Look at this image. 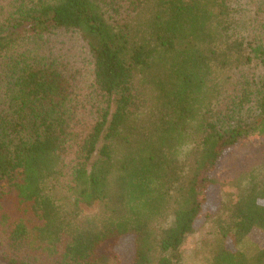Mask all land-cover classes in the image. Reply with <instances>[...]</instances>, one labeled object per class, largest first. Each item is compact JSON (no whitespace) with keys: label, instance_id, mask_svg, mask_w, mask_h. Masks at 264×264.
<instances>
[{"label":"trees","instance_id":"trees-1","mask_svg":"<svg viewBox=\"0 0 264 264\" xmlns=\"http://www.w3.org/2000/svg\"><path fill=\"white\" fill-rule=\"evenodd\" d=\"M15 1L0 0V64L14 70L0 67V209L14 194L32 218L0 264H108L123 240L129 264H181L205 228L208 264H264V247L240 248L264 231V173L213 176L264 143V83L255 94L237 77L254 52L264 66V46L239 32L230 0Z\"/></svg>","mask_w":264,"mask_h":264},{"label":"rangeland","instance_id":"rangeland-1","mask_svg":"<svg viewBox=\"0 0 264 264\" xmlns=\"http://www.w3.org/2000/svg\"><path fill=\"white\" fill-rule=\"evenodd\" d=\"M22 2L28 3V0H16L13 3L19 5ZM229 5L232 13V19L239 32L253 44L254 49L257 47H263L264 0H230ZM63 36L66 41L68 39L70 40L68 44L71 46L72 51H79L81 49L79 41L74 38L71 39L68 35H62L60 36V39ZM24 48H31L32 51H35V53L39 49L36 44H22L18 46L17 51L20 52L25 50ZM253 54L257 56L255 62L247 69L241 71L237 77L239 79L238 87L243 84V81L246 78L250 79L253 82L252 90L256 94L260 89H262L261 85L264 83V66L258 58L260 55L257 52H254ZM0 65L3 75L4 72H6L7 75H11L9 71H14L11 70L9 66L6 67V64ZM250 172L255 174L264 173V143L258 140L252 141L244 147L232 152L230 155L225 156L220 162L218 169L213 173V176L227 181L233 177H240V179H244ZM218 190L220 191H218L214 197L215 202L213 200L211 208L215 207V204L219 199H225L229 192L234 191V188L225 187L222 190L218 188ZM2 204L3 206L0 209V254L5 251L6 246L8 247V237L14 224L19 220V218L27 217L23 210L19 208L14 194L7 197ZM82 210L83 213L88 216L98 215L101 211L98 205L92 207L84 205L82 206ZM28 217L32 218L30 215H28ZM212 239L213 236L210 232V228H205L202 231L189 236L183 246L181 264H208L213 253ZM120 242L121 258L118 262L110 259L108 264H129L126 256L127 242L124 240ZM263 247L264 231L258 227L254 228L240 245L241 250L247 256L254 255ZM42 259L45 260L47 258L44 255Z\"/></svg>","mask_w":264,"mask_h":264}]
</instances>
